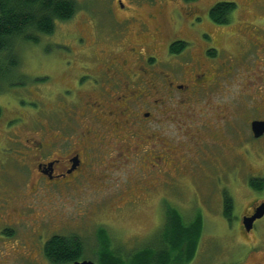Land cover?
Returning <instances> with one entry per match:
<instances>
[{"label":"flooded vegetation","instance_id":"af4514ba","mask_svg":"<svg viewBox=\"0 0 264 264\" xmlns=\"http://www.w3.org/2000/svg\"><path fill=\"white\" fill-rule=\"evenodd\" d=\"M201 1L111 0L107 6L108 22L96 24L89 33L83 30L71 42L77 56L74 64L80 65L81 76L74 77L78 92L73 89L70 101L60 99L64 105L59 108L70 107L68 118L75 120L78 127L63 118L65 125L57 127L51 123L45 132L48 135L14 138L24 145L22 156L15 160L30 167L28 161L32 158L36 186L62 190L71 187L73 181L84 176L89 168L107 167L113 161L116 165L140 169L151 156L153 166L156 162L160 166L158 160L163 156L158 154L172 150L167 147L168 122H176L180 128H184V121L188 122V127H197V130L191 133L192 143L186 147L187 152H195L191 146L195 142L219 144L231 159L232 169L241 172V181L230 180V184H226L223 213L247 246L243 264H247L245 261L250 257L255 259V264H264V215L250 221L264 203V133L257 136L253 130L254 121L264 122V75H260L259 81L250 76L254 83L244 94L252 97L245 101L249 112L240 105L237 110L236 101L217 103L212 95L207 101L199 98L201 93L211 94L215 87L228 92L236 74L240 73V78L250 75L254 66L264 72V24L259 25L260 20L264 21V11L260 8L264 0H248L239 6L234 2L236 7L225 23H218L210 16L217 3L202 8ZM167 5L172 6L168 34L160 22ZM144 6L148 8L142 10ZM239 9L241 13L257 10L263 16L252 21H238L239 26H243L238 29L232 24ZM73 21L72 18L58 23ZM184 23L189 33L179 30ZM226 36H236L234 49L226 47L221 40ZM254 73L258 74L256 70ZM91 78L93 80L86 84ZM204 102H209L207 106L215 109L216 118L206 114L205 109L201 108V112L197 108ZM171 112L176 113L172 116L173 121L165 119ZM237 123L240 126L236 128L246 130H239V139L231 132ZM73 125L75 127L71 129ZM155 125L162 128L159 135L153 130ZM55 128L61 134L52 137ZM187 161L190 162L189 158ZM237 198L242 199V205L238 206ZM227 200L232 203L229 213H226ZM237 207L239 212L236 214ZM70 235L83 239L78 233L48 235L45 243L38 244V261L54 264L48 254V242L55 236ZM100 248L98 242L93 251L95 255L91 256L84 241L81 254L63 264L84 260L100 264ZM112 249L116 250L113 244Z\"/></svg>","mask_w":264,"mask_h":264},{"label":"rangeland","instance_id":"374dc122","mask_svg":"<svg viewBox=\"0 0 264 264\" xmlns=\"http://www.w3.org/2000/svg\"><path fill=\"white\" fill-rule=\"evenodd\" d=\"M76 1L80 8L72 23H57L52 35L42 37L36 44H23L20 70L26 78L0 94V264H45L38 261V244L45 243L47 236L53 233L80 234L87 243L89 255L94 256L95 245L99 242V228L106 229L116 252L127 260L143 247L159 246L169 208L178 209L187 221L197 216L203 220L197 252L187 264H243L247 246L240 232L227 222L222 200L226 184H230V180L241 181V172L232 169L231 159L219 144L195 142L191 146L197 156L194 151L187 152L186 147L192 143L191 133L197 130V127H188V122L184 121V128L178 127L176 122H168L167 147L172 150L158 151V155L163 156L158 160L160 166L158 162L153 166L151 156L145 167L140 169L116 165L113 161L107 167L97 165L89 168L84 176L73 181L71 187L62 190L36 186L32 158L28 161L30 167L15 160L22 156L24 145L14 138L48 135L45 132L51 123L57 127L65 125L63 118L69 119L70 107L60 110L59 106L64 105L60 99L70 101L73 98V89L78 92L74 77L81 76L80 65L74 64L77 56L71 42L83 30L89 33L96 24L108 22L107 6L111 0ZM221 1L235 2L239 6L248 0H202L199 4L207 8ZM146 8L144 6L142 10ZM171 8L167 5L160 17L167 34ZM260 8L264 11V2ZM262 16L257 10L248 9L241 13L239 9L232 26L240 29L243 27L239 26L240 21H252ZM261 23L264 24V21L260 20L259 25ZM179 30L189 33L185 23ZM222 35L220 31L221 38ZM235 39L236 36H226L221 40L226 47L234 49ZM255 70L258 74L254 73ZM261 74L264 75V72L254 66L250 75L240 78L241 74L237 73L228 92L215 87L211 94L201 93L199 98L207 101L212 95L217 103L236 101L237 110L240 105L249 112L245 101L252 100V97L244 94L254 83L252 79H262ZM92 80H87L86 84ZM68 87L72 89L68 90ZM74 98L77 99V96ZM207 104L209 102L201 103L197 108L201 112V108L205 109L206 114L216 118L215 109ZM170 107L174 106L170 104ZM70 111L74 112L73 109ZM173 115L176 113L167 114L165 119L173 121ZM158 116L161 118V115ZM52 117L55 119L52 120ZM72 122L78 127L75 120ZM177 122L181 123V120L177 119ZM238 122L245 127L242 119ZM237 126L240 124L232 127L231 132L239 139V130H246ZM153 130L158 135L162 132L157 125ZM54 134L60 135L61 131L55 128L51 136ZM241 200L238 199V206L242 205ZM254 260L250 257L245 262L255 264Z\"/></svg>","mask_w":264,"mask_h":264},{"label":"trees","instance_id":"16d2710c","mask_svg":"<svg viewBox=\"0 0 264 264\" xmlns=\"http://www.w3.org/2000/svg\"><path fill=\"white\" fill-rule=\"evenodd\" d=\"M235 7L234 2H219L211 9L210 16L218 23H225ZM79 8L76 0H0V94L26 78L20 70L23 44H36L42 37L52 35L57 23L72 19ZM231 207V201L227 200L226 213ZM202 232L201 216L187 221L178 209L169 208L159 246L143 247L127 260L112 249L110 235L100 228L98 261L100 264H187L195 257ZM83 243L77 235L55 236L48 242V254L54 264L69 263L81 254Z\"/></svg>","mask_w":264,"mask_h":264},{"label":"water","instance_id":"95a60500","mask_svg":"<svg viewBox=\"0 0 264 264\" xmlns=\"http://www.w3.org/2000/svg\"><path fill=\"white\" fill-rule=\"evenodd\" d=\"M253 130L257 136H260L264 133V122L263 121H254L253 122ZM264 215V203L257 208L256 213L251 218V222L255 219L260 218ZM74 264H98L92 260H84V261H76Z\"/></svg>","mask_w":264,"mask_h":264}]
</instances>
